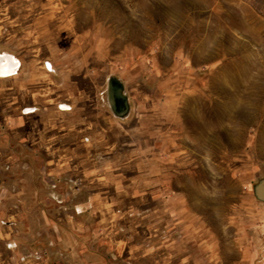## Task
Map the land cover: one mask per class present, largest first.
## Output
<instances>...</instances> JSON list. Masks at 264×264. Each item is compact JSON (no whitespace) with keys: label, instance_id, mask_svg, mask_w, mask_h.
Returning <instances> with one entry per match:
<instances>
[{"label":"rangeland","instance_id":"obj_1","mask_svg":"<svg viewBox=\"0 0 264 264\" xmlns=\"http://www.w3.org/2000/svg\"><path fill=\"white\" fill-rule=\"evenodd\" d=\"M3 54L0 264H264V0H0ZM110 78L170 101L156 170Z\"/></svg>","mask_w":264,"mask_h":264},{"label":"crops","instance_id":"obj_2","mask_svg":"<svg viewBox=\"0 0 264 264\" xmlns=\"http://www.w3.org/2000/svg\"><path fill=\"white\" fill-rule=\"evenodd\" d=\"M147 82L142 81V88H135L133 85H127L126 82H119L122 87V93L126 95L128 111H133L134 113L133 117L128 119L130 120L128 121V125H126L127 121H124L122 117L116 116L114 120L124 130L130 129L129 132L132 134L130 135L131 140L128 144L131 145L130 148L133 147V152L139 155L140 169L152 171L157 169L156 155L158 153L163 155L173 153V149L178 142V130L177 122L173 121V119L162 121V123L160 122L161 119L158 118L156 112L158 106L166 109L168 112L170 111V115H173L175 111L171 108L168 109V103L170 101L167 99L158 103L156 96V88L158 87L155 85L150 87ZM108 88L110 92H113L115 85L110 83ZM108 105L111 108L109 101ZM108 136L111 139V135L109 134ZM122 142H126V140ZM147 154L148 157L146 159ZM140 155H144V159Z\"/></svg>","mask_w":264,"mask_h":264},{"label":"water","instance_id":"obj_3","mask_svg":"<svg viewBox=\"0 0 264 264\" xmlns=\"http://www.w3.org/2000/svg\"><path fill=\"white\" fill-rule=\"evenodd\" d=\"M110 83L115 85V89L113 90V92H110L108 88V101L110 103L111 109L115 113V115L120 117L124 116L128 111V107L126 104V95L122 93V87L118 81L114 80L113 78H110L108 81V87L110 86ZM261 188L262 185L259 186L258 192L260 195L262 194L264 196V190H262Z\"/></svg>","mask_w":264,"mask_h":264},{"label":"bare ground","instance_id":"obj_4","mask_svg":"<svg viewBox=\"0 0 264 264\" xmlns=\"http://www.w3.org/2000/svg\"><path fill=\"white\" fill-rule=\"evenodd\" d=\"M18 71V62L11 55H0V72L1 74H10Z\"/></svg>","mask_w":264,"mask_h":264},{"label":"built area","instance_id":"obj_5","mask_svg":"<svg viewBox=\"0 0 264 264\" xmlns=\"http://www.w3.org/2000/svg\"><path fill=\"white\" fill-rule=\"evenodd\" d=\"M62 108H64V107H62Z\"/></svg>","mask_w":264,"mask_h":264}]
</instances>
